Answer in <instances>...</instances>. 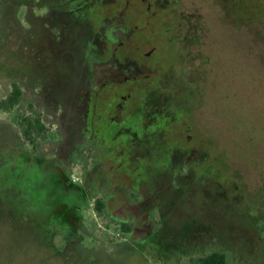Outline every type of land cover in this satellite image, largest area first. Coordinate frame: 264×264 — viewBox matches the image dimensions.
I'll return each mask as SVG.
<instances>
[{
	"label": "rangeland",
	"instance_id": "1",
	"mask_svg": "<svg viewBox=\"0 0 264 264\" xmlns=\"http://www.w3.org/2000/svg\"><path fill=\"white\" fill-rule=\"evenodd\" d=\"M13 83L0 264H264V0H0Z\"/></svg>",
	"mask_w": 264,
	"mask_h": 264
},
{
	"label": "trees",
	"instance_id": "2",
	"mask_svg": "<svg viewBox=\"0 0 264 264\" xmlns=\"http://www.w3.org/2000/svg\"><path fill=\"white\" fill-rule=\"evenodd\" d=\"M21 98L20 86L16 83L11 84L9 93L4 98H0V112L7 114L14 112L12 123L17 127L22 142L30 146L29 153L36 156L38 144L54 139L55 135L42 122L40 113L32 104L27 105L25 114L15 112L21 103ZM94 207L100 213L103 205L101 202H96ZM120 229L125 233L131 231L130 227L124 225H121ZM261 237L264 240V226ZM189 264H229V262L223 253L211 252L204 256L191 258Z\"/></svg>",
	"mask_w": 264,
	"mask_h": 264
}]
</instances>
